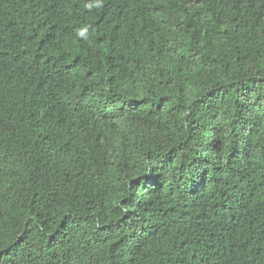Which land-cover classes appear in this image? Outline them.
I'll return each instance as SVG.
<instances>
[{
	"label": "trees",
	"instance_id": "obj_1",
	"mask_svg": "<svg viewBox=\"0 0 264 264\" xmlns=\"http://www.w3.org/2000/svg\"><path fill=\"white\" fill-rule=\"evenodd\" d=\"M0 264H264V0H0Z\"/></svg>",
	"mask_w": 264,
	"mask_h": 264
}]
</instances>
